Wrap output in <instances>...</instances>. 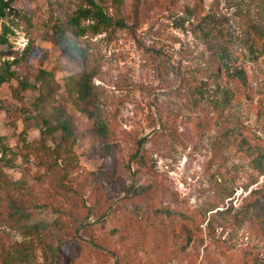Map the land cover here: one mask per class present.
<instances>
[{
	"label": "rangeland",
	"instance_id": "374dc122",
	"mask_svg": "<svg viewBox=\"0 0 264 264\" xmlns=\"http://www.w3.org/2000/svg\"><path fill=\"white\" fill-rule=\"evenodd\" d=\"M4 67L0 264H264V0H15Z\"/></svg>",
	"mask_w": 264,
	"mask_h": 264
},
{
	"label": "trees",
	"instance_id": "16d2710c",
	"mask_svg": "<svg viewBox=\"0 0 264 264\" xmlns=\"http://www.w3.org/2000/svg\"><path fill=\"white\" fill-rule=\"evenodd\" d=\"M14 1L15 0H0V18L5 14L7 9H11L12 3ZM87 12L88 10L86 9L80 10L77 11L75 15L69 17L67 20L68 31H66L63 27L57 24L53 25L54 41L58 44L62 53L68 58H77L84 56V48L78 44V39L79 37L83 36L85 33L84 27L80 25V20L86 16ZM91 14L94 16L97 24H103L106 27H110L113 24L124 26V22L122 20H116L115 22H113L112 19L109 16H107L105 13H103L102 10L100 9L91 11ZM222 59L223 61L225 59L228 60L229 59L228 54L225 53V56ZM225 68L229 75L235 74L239 78L242 77L241 70L235 68L234 70L230 71L226 63H225ZM7 70L8 68L4 67L1 71L2 73L0 72V81L4 79L3 71L6 74ZM92 76L94 75L92 74L91 71L84 70L81 73L80 77L74 82L75 84L74 92L76 93V97L81 101H85V99L89 96L91 92L90 81ZM221 94H223V92H221ZM58 118L59 119L61 118L58 122V127L63 131L64 135H68V136L72 135V129L69 119L61 114L60 117L58 116ZM95 130L100 136H104L107 130L105 123L103 121H97ZM148 188L149 186L142 185L134 188V192L138 194L144 193L148 190ZM9 206L11 209V213H15L21 218H25V219L30 218L31 213L27 211V209H25L24 207L18 206L13 202H10ZM35 208L39 209L40 205H36ZM155 213L171 216L174 214V211L169 208H160L155 210ZM35 224H39L43 227H48V223L45 222V219H41L40 222Z\"/></svg>",
	"mask_w": 264,
	"mask_h": 264
}]
</instances>
